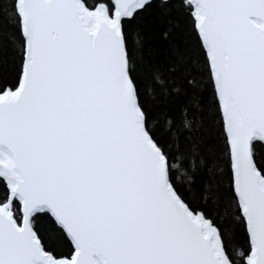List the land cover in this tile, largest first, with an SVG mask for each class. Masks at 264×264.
<instances>
[{
  "label": "snow or ice",
  "instance_id": "6c2138e0",
  "mask_svg": "<svg viewBox=\"0 0 264 264\" xmlns=\"http://www.w3.org/2000/svg\"><path fill=\"white\" fill-rule=\"evenodd\" d=\"M0 264H264V0H0Z\"/></svg>",
  "mask_w": 264,
  "mask_h": 264
},
{
  "label": "trees",
  "instance_id": "16d2710c",
  "mask_svg": "<svg viewBox=\"0 0 264 264\" xmlns=\"http://www.w3.org/2000/svg\"><path fill=\"white\" fill-rule=\"evenodd\" d=\"M169 15L156 6L128 25L129 32L134 37L138 35L161 59L165 54L166 45L162 42L160 34L169 27ZM158 114L161 117L164 115L178 116V107L171 104L166 105Z\"/></svg>",
  "mask_w": 264,
  "mask_h": 264
}]
</instances>
